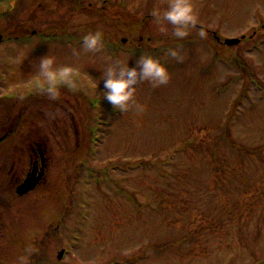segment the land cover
<instances>
[{"label":"rangeland","instance_id":"obj_1","mask_svg":"<svg viewBox=\"0 0 264 264\" xmlns=\"http://www.w3.org/2000/svg\"><path fill=\"white\" fill-rule=\"evenodd\" d=\"M71 1L49 0L51 10L39 17L45 23L55 20L58 29L50 32L59 34L78 37L101 30L107 34L102 49H85L83 37L49 44L38 54L12 43L9 49L0 45V98L9 99V149L13 138L15 145L40 143L48 158L47 174L35 191L22 197L0 192V264H242L235 254L239 224L215 203L207 208L216 198L204 191L213 188L214 179L201 159L203 150L193 147L222 135L232 111L235 141H264V0H193L198 22L185 37H176L175 25L167 20L168 30H159L153 10L162 12L168 0H107L115 9L104 17L95 10L76 11ZM83 1L100 7L103 0ZM134 17H147L137 34L131 32ZM139 35L144 36L141 42ZM242 35L237 45L223 42ZM122 38L126 46L114 49L109 40L118 45ZM138 41L140 52L135 50ZM171 48L180 56L167 54ZM146 53L168 67L169 82L141 80L129 107H115L105 97L107 65L119 60L137 66ZM45 55L54 57L53 68L75 69L77 87L65 90L67 84L59 83L65 109L52 101L27 104L28 97L42 92L40 58ZM249 72L260 78L261 87L246 76ZM137 105L144 107L138 110ZM65 110L71 116L68 125ZM5 120L0 113V125ZM94 127L96 139L90 142ZM59 128L70 129V137L61 136ZM25 132L29 137H23ZM76 140L84 147L68 151ZM23 162L15 164L16 176L27 169ZM0 166L10 173V158ZM208 214L220 221L212 233ZM197 227L202 234L192 231ZM244 230L254 234L251 225ZM192 234L198 241H178L174 252L170 246H153ZM258 244L260 259L264 232ZM36 251L41 257L34 261L30 256ZM242 259L256 264L250 256Z\"/></svg>","mask_w":264,"mask_h":264},{"label":"trees","instance_id":"obj_2","mask_svg":"<svg viewBox=\"0 0 264 264\" xmlns=\"http://www.w3.org/2000/svg\"><path fill=\"white\" fill-rule=\"evenodd\" d=\"M139 28L141 29V25H139ZM138 29L133 33L137 34ZM240 65L241 64L238 63L239 67ZM246 76L251 82H254L256 86L261 87L260 84L257 85V83L260 82L257 76L251 75L250 72ZM234 106H236V104H234ZM232 116L233 111L224 120L222 125L224 133L222 135L216 133L210 141H201L199 145H194L193 148L197 149L200 147L203 150L204 155L201 159L207 162V166H210L208 167L209 177L214 179L211 185L213 188L204 191V193L210 195V197H208L209 199L211 197L216 198V200L211 198V203L206 204L208 206L207 208L211 207L212 203H215V208L217 206L220 207V209L223 208L222 211L224 216H227V218L231 217L230 220L232 221L236 220L239 224V239L235 254L240 261H242V264L245 263L243 262L244 259H242L244 256L252 257L255 263L258 264L264 261V257L258 259L257 247L264 232V141L258 142L256 145H252L251 141H239V143L235 141L230 132L234 125ZM23 124L24 121L19 122V125ZM91 130L94 132L96 128L94 127V129ZM95 139L96 137L93 136L94 142ZM223 146H227V149L223 150ZM79 147H84V143L82 145L79 144ZM189 176H193L191 171ZM221 197H224L222 200V202H224L223 204H220L219 201ZM201 201H204V199ZM158 206L157 209L160 211ZM236 215L240 217L235 218ZM205 219L207 220V229L210 233L215 232L214 229L218 227L220 221H217V218L214 216L212 217L211 214L205 215ZM190 220L194 219L190 217ZM249 225L254 227V234L252 236H249L244 230V228L249 227ZM192 231L196 234H202V229H200V227ZM198 238L199 236L192 234L191 236H181L171 239L170 241L166 240L162 243H155L153 246L155 248L162 245H165V247L170 246L171 252H174V249L178 246L176 244H179L178 241L181 245H184V242L188 241L193 243L198 241ZM172 247L174 249H172ZM39 257H41V252L37 251L31 253L30 256L31 259H37Z\"/></svg>","mask_w":264,"mask_h":264},{"label":"flooded vegetation","instance_id":"obj_3","mask_svg":"<svg viewBox=\"0 0 264 264\" xmlns=\"http://www.w3.org/2000/svg\"><path fill=\"white\" fill-rule=\"evenodd\" d=\"M52 2L57 0H50ZM83 0H72L71 3L74 7V9L80 10L82 12L87 11L94 13L96 16H99L100 14H103L102 17L108 16V11H111V8H114L115 5L111 6L107 2V0H103L100 7L99 5H96L97 7H92L95 2L91 1L88 2L87 6L83 5ZM26 4H29L27 7ZM97 4V3H96ZM29 6L32 7L28 8ZM61 4L54 5L53 11L54 13L60 8ZM117 8H120L118 6ZM115 9V8H114ZM51 10V6L49 3V0H13L12 2V8L5 9L3 7L0 8V21H4V25H1L0 27V45H8L9 49V43L19 45L24 47L27 51H32L34 54H38L41 51V48L53 44V45H59L62 44L63 38H70L74 37V33L71 34H59L58 32H50V30H56L58 29V24L56 21H52L51 18L45 23L43 20L39 17L40 12ZM59 11V10H58ZM17 15L19 18L18 20H13V16ZM114 15V14H113ZM120 15L121 14H115ZM140 20V19H139ZM143 20H146L145 18ZM143 20H140V24L143 22ZM134 22H137V19L133 20ZM123 25V24H122ZM46 26L47 29H43ZM104 37L107 38V34H104ZM109 37V36H108ZM144 36L139 35L138 39L141 42ZM113 42L112 40H110ZM137 43L136 48L141 49L142 45L141 43ZM68 43L67 41H65ZM64 42V43H65ZM116 44L115 42H113ZM54 52L56 51L55 47H53ZM61 84V82H60ZM58 84V87L60 89L59 94L53 97L50 95L45 88L43 87L42 92L39 94H35L31 96L30 98H27V104L34 103V104H41L48 103L49 101L53 102V105L61 106L62 109L64 108V105L61 103V94H62V87L63 85ZM69 86H65L68 88ZM0 113H1V119H6L4 123V126L2 124L0 125V149L2 148V153L0 154V162L2 165L8 164L9 158H10V164H11V171L9 173V169H7V166L1 167L0 166V192L9 195V190L14 192V195L17 197H22L17 195V187L24 181V179L33 171L35 168L37 171V174L42 170H44V176L39 183L37 187L40 186L42 181L44 180L46 174H47V166H48V158L46 156V151L44 148H42V144L40 143H34V145L31 144V142L28 143V145L22 144L21 142L16 143V145L13 143L15 140L14 138L10 142L11 149H9V132L12 133V131H9V99L5 100L0 98ZM66 118L63 119L64 122L68 125L69 117L71 119V116L68 112H64ZM17 118V117H16ZM51 118V117H50ZM19 119H23L19 118ZM67 127V126H66ZM71 131L68 128H59L57 129V132L64 137H70ZM17 133V132H16ZM26 133V132H25ZM56 133V132H55ZM76 135L78 131H75ZM74 133V135H75ZM30 133H26L23 135L24 138L29 137ZM77 142V140H76ZM75 148H77V145L70 146L67 145V150L72 151ZM24 159V164H28L27 169L24 168V170L21 171V173H18L16 176L13 172L15 168V164L17 161H20ZM12 173V174H11ZM10 174V175H9ZM10 182V184H9ZM10 185V189H9ZM37 189V188H36ZM35 189V190H36ZM33 190V191H35ZM27 195V194H25ZM24 195V196H25ZM36 261V260H34Z\"/></svg>","mask_w":264,"mask_h":264},{"label":"clouds","instance_id":"obj_4","mask_svg":"<svg viewBox=\"0 0 264 264\" xmlns=\"http://www.w3.org/2000/svg\"><path fill=\"white\" fill-rule=\"evenodd\" d=\"M153 16L160 24V31L166 32L167 26L164 20L175 25L174 34L176 37L187 36L190 26L194 27L198 22V15L193 0H168V5L161 12L160 9L153 10ZM200 34H205L203 28ZM83 47L87 50L98 51L104 47V33L101 30L88 32L83 36ZM173 57H179L180 52L176 48H171L168 53ZM54 57L43 56L40 58V72L44 76L41 86L55 97L59 94L58 84L63 82L69 87L78 86L73 77L75 69L71 65H64L58 69L53 68ZM137 66H130L129 62L115 61L107 65L105 70V97L120 109H127L129 102L133 100L137 90V85L141 80H150L157 85L166 84L171 78L168 67L158 58L152 55L142 54L136 61ZM143 105H137L138 110L143 109Z\"/></svg>","mask_w":264,"mask_h":264},{"label":"water","instance_id":"obj_5","mask_svg":"<svg viewBox=\"0 0 264 264\" xmlns=\"http://www.w3.org/2000/svg\"><path fill=\"white\" fill-rule=\"evenodd\" d=\"M12 1L13 0H0V7L5 8L6 10L7 9L10 10L12 7ZM0 40H1V36H0ZM240 40H241L240 38H230V39H226L224 42L227 45H235V44H238ZM35 170L36 169L34 168L32 173L25 178V180L23 181L21 185L18 186L17 193L19 195H24L28 193L29 191L33 190L37 186L39 181L41 180L43 176V170H41V172L37 175H36ZM63 252L64 250L60 252L59 258L62 256Z\"/></svg>","mask_w":264,"mask_h":264}]
</instances>
